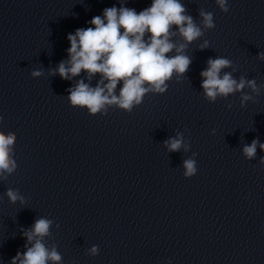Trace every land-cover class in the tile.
I'll return each mask as SVG.
<instances>
[{"label":"clouds","instance_id":"9594fccd","mask_svg":"<svg viewBox=\"0 0 264 264\" xmlns=\"http://www.w3.org/2000/svg\"><path fill=\"white\" fill-rule=\"evenodd\" d=\"M219 9L229 11L228 0H215ZM107 7L102 15L94 16L89 22L91 26L76 29L67 36L70 47L67 49L68 59L61 61L55 69L49 70V75H59L63 80H71L82 72L86 78L76 81L73 87L67 89V100L74 108L87 109L89 115H107L108 109L117 107L131 112L139 106L148 94H164L168 90V82L176 77L179 83L189 70L192 63L186 54V49L193 42L204 36L205 31L215 28L212 12L199 9L201 22L198 25L194 18L187 14V9L181 0H151L148 8L139 13L135 9L123 6ZM175 26V30H174ZM179 37L180 40H174ZM199 49L209 47L204 40ZM175 53L170 55V53ZM264 61V52L257 55ZM237 69L231 60L225 57L209 58L207 68L200 75L201 88L204 98L214 103L218 98H227L240 93V107L248 101H254L259 96L264 85H257L255 79L240 76L237 80L232 72L223 69ZM99 74L96 86H91L92 79ZM31 75L39 78L42 70H33ZM85 79L89 81L85 82ZM117 93V86L121 84ZM250 90V94L245 92ZM232 107L231 103L227 104ZM3 116H0V121ZM215 130L213 129V133ZM16 134L0 131V179L7 180L8 176L17 169L14 155ZM169 153L190 150V143L182 132L177 131L174 137L163 142ZM264 151V143L258 138L250 144H244L243 156L249 161L255 159L257 148ZM184 159V177L191 178L197 174L196 157ZM264 164V157L260 158ZM5 195L9 202L25 203V198L19 190L8 188ZM54 221L46 217L37 218L30 229L22 230L27 243L23 253L17 252L10 264H61L62 256L57 247L51 248L44 243L45 237L51 236L50 229ZM59 228V225H56ZM99 253V246L93 245L88 254L95 256Z\"/></svg>","mask_w":264,"mask_h":264}]
</instances>
